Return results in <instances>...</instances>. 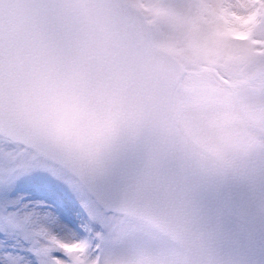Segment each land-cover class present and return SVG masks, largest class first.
Instances as JSON below:
<instances>
[{
    "label": "snow or ice",
    "instance_id": "obj_1",
    "mask_svg": "<svg viewBox=\"0 0 264 264\" xmlns=\"http://www.w3.org/2000/svg\"><path fill=\"white\" fill-rule=\"evenodd\" d=\"M39 3V40L64 65L74 63L76 29L57 14L55 0ZM25 178L49 198L21 195ZM147 179L199 225L197 235L186 234L200 253L190 264H204L208 252L228 255L227 264H264V158L254 166H211L135 138L110 147L94 164L0 139V264H149L155 249L171 241L148 216L126 209L124 199L130 183ZM39 223L78 238L50 248L33 234ZM80 253H90L87 261Z\"/></svg>",
    "mask_w": 264,
    "mask_h": 264
},
{
    "label": "rangeland",
    "instance_id": "obj_2",
    "mask_svg": "<svg viewBox=\"0 0 264 264\" xmlns=\"http://www.w3.org/2000/svg\"><path fill=\"white\" fill-rule=\"evenodd\" d=\"M125 1L145 15L154 43L186 68L177 103L187 129L215 151L223 167L254 166L264 158V0ZM35 185L22 179L19 193L49 198L25 188ZM69 232L65 237L39 223L33 234L55 248L58 241L75 243L78 237ZM89 255L80 253L85 261ZM149 264H184L183 255L161 245Z\"/></svg>",
    "mask_w": 264,
    "mask_h": 264
},
{
    "label": "water",
    "instance_id": "obj_3",
    "mask_svg": "<svg viewBox=\"0 0 264 264\" xmlns=\"http://www.w3.org/2000/svg\"><path fill=\"white\" fill-rule=\"evenodd\" d=\"M17 1H20V3L0 0V17L4 20H11L19 26L36 27V21L41 11L39 0ZM89 1L90 0H55L56 12L69 26L73 27L74 21L72 17L80 18L79 14L83 13ZM106 1L114 8L115 19H117L118 22H124L128 19L130 23H133V26L131 28V24L128 25V28L131 29L127 33L128 38L126 39L121 36V33H110L109 30H104L102 32L96 30L92 34H88L85 31L83 35L89 37L95 50H103L106 52V55H111L116 51L113 48L114 46L122 45L126 50L130 51L129 54L134 56L136 63L145 55L149 57L150 62H157L160 58L165 56L166 60L170 61L173 70L179 74V76L182 75V68L178 63L152 44V34L149 25L144 21L142 15L136 9L127 6L122 0ZM94 18L95 16H92L90 20ZM81 22L87 27L88 21L82 19ZM161 54L163 56H161ZM121 58L122 57H119L118 59ZM128 59L132 58L129 57L127 60ZM115 68L119 74L124 76L118 67ZM116 75L119 76L118 74ZM167 87L170 89L167 94V103L170 107L169 112L171 114L166 115L162 113L158 117L155 134L147 144L179 154H188L211 166L222 167L217 158L200 146H197L189 138L177 121L178 119H176L178 117L175 112L174 100L179 88L178 79L171 77ZM33 129L37 128L27 120L24 123L19 121L15 115L13 116L7 109L5 111L3 107L0 106V134L13 140H23L24 142L31 143L34 142L33 132L31 131ZM179 132L182 135L178 136L177 134ZM131 138L130 135L123 134L119 138H113L107 142H95L89 145L87 150L97 158L95 162L93 159H86L84 153H80L77 159L87 164L99 163L110 147L118 145L125 139ZM33 144L41 148L40 142H34ZM102 144L105 145L106 148L103 147L97 150V147ZM148 193H151V195H148ZM124 199L126 209L140 212L148 216L154 227L161 233L167 235L173 242L177 243L182 248L186 264H190V257L193 254L200 255L194 247H189L186 235L188 233L197 235L199 225L187 214L184 207L178 201L170 197L168 191L164 187L156 186L150 179L143 182L134 181L126 187ZM203 258L204 264H227L231 259L228 255L215 252L205 253L203 254Z\"/></svg>",
    "mask_w": 264,
    "mask_h": 264
},
{
    "label": "bare ground",
    "instance_id": "obj_4",
    "mask_svg": "<svg viewBox=\"0 0 264 264\" xmlns=\"http://www.w3.org/2000/svg\"><path fill=\"white\" fill-rule=\"evenodd\" d=\"M64 233V236L67 237V233L70 235V232L69 231H61V234ZM69 239V238H68Z\"/></svg>",
    "mask_w": 264,
    "mask_h": 264
}]
</instances>
